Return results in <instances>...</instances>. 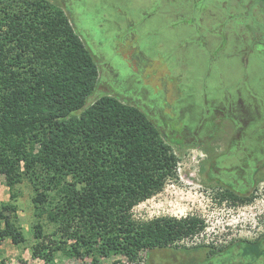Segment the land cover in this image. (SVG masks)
Wrapping results in <instances>:
<instances>
[{
  "label": "rangeland",
  "instance_id": "374dc122",
  "mask_svg": "<svg viewBox=\"0 0 264 264\" xmlns=\"http://www.w3.org/2000/svg\"><path fill=\"white\" fill-rule=\"evenodd\" d=\"M48 1L69 15L97 63L88 104L112 96L142 110L178 159L176 175L133 218L194 217L204 229L96 263L77 239L79 221L54 223V197L35 205L30 180L14 177L11 189L0 169V199L15 206L7 214L24 238L0 234V264H264V255L244 253L249 242L264 248V1ZM0 154L9 170L21 157L1 145Z\"/></svg>",
  "mask_w": 264,
  "mask_h": 264
},
{
  "label": "trees",
  "instance_id": "16d2710c",
  "mask_svg": "<svg viewBox=\"0 0 264 264\" xmlns=\"http://www.w3.org/2000/svg\"><path fill=\"white\" fill-rule=\"evenodd\" d=\"M98 79L94 56L61 7L48 0H0V145L21 155L9 170L0 154L9 187L14 177H25L37 192L35 205L54 197L51 220L79 221L77 239L96 263L98 256H133L194 236L204 229L194 217L133 218L131 210L176 175L178 159L142 110L112 96L89 105ZM37 143L39 152L28 153ZM15 210L0 208V224H6L0 234L12 231L22 242L7 214ZM244 253L259 259L264 248L249 242Z\"/></svg>",
  "mask_w": 264,
  "mask_h": 264
},
{
  "label": "crops",
  "instance_id": "0c3cea01",
  "mask_svg": "<svg viewBox=\"0 0 264 264\" xmlns=\"http://www.w3.org/2000/svg\"><path fill=\"white\" fill-rule=\"evenodd\" d=\"M247 76H248L247 78L252 77L251 74H250V71L248 72ZM1 198H2V197H1ZM0 200H1V202L4 203V204L7 203V198H3V199H0Z\"/></svg>",
  "mask_w": 264,
  "mask_h": 264
}]
</instances>
